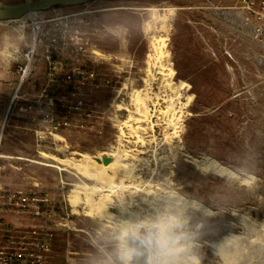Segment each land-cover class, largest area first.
<instances>
[{
    "label": "rangeland",
    "instance_id": "rangeland-1",
    "mask_svg": "<svg viewBox=\"0 0 264 264\" xmlns=\"http://www.w3.org/2000/svg\"><path fill=\"white\" fill-rule=\"evenodd\" d=\"M233 6H240L239 0H94L0 22V243L3 237L27 235L39 225V236L50 244L44 264H81L96 230L94 215L84 210L91 203L97 209L105 205L101 190L112 200L124 194L134 209L144 211L153 192L144 195L141 189L157 191L169 183L207 210L202 264H219L216 243L240 234L247 243L246 264H264V243L259 242L264 239V46L251 38L248 24L224 15ZM63 28L70 34L79 31L86 42L77 60L49 46V35ZM163 30L168 34L165 71L147 62L153 54L150 43ZM34 36L33 73L18 94H38L56 61L68 69L79 65L97 73L79 89L66 82L48 92L56 103L63 99L65 107L55 105L54 111L70 116L74 126L62 129L55 145L39 146V151L28 150L30 136L20 101L2 109V86L10 101L18 66ZM145 88L151 96L149 107L161 94L185 103L176 135L151 133L135 110L131 92ZM73 101L81 107L69 112ZM2 122L3 145L17 150L3 152L21 158L2 160ZM78 122L86 127H75ZM162 122L166 120L155 119V127L170 132ZM125 156L133 165L129 178L120 179L118 162ZM192 157L213 159L237 178L201 169ZM57 159L78 160L92 175ZM2 178L15 186L2 189ZM12 190L26 197H48L49 205L39 203V215L32 213L34 202L2 205V193Z\"/></svg>",
    "mask_w": 264,
    "mask_h": 264
},
{
    "label": "clouds",
    "instance_id": "clouds-1",
    "mask_svg": "<svg viewBox=\"0 0 264 264\" xmlns=\"http://www.w3.org/2000/svg\"><path fill=\"white\" fill-rule=\"evenodd\" d=\"M206 213L202 203L169 183L150 194L144 211L117 195L96 210V230L81 264H202ZM247 251L241 234L215 246L219 264H246Z\"/></svg>",
    "mask_w": 264,
    "mask_h": 264
},
{
    "label": "built area",
    "instance_id": "built-area-1",
    "mask_svg": "<svg viewBox=\"0 0 264 264\" xmlns=\"http://www.w3.org/2000/svg\"><path fill=\"white\" fill-rule=\"evenodd\" d=\"M239 2L240 6L246 11L245 23L251 29V38L257 44L264 46V0H239ZM49 36V46L56 53L67 54L72 59L77 60L78 56L85 51L86 42L83 40L82 33L77 30L72 31L70 34V32L67 33L66 28H63L58 35L50 34ZM35 41L36 37L34 36L31 47L24 54L23 63L18 66V83L8 109L18 105L20 101L21 108L24 111L34 110L38 117V124L34 129L36 144L40 147L44 145L50 147L51 144H56L60 131L71 127L73 124L70 116L56 115L54 106L65 107L64 101L60 99L59 103H56L48 92L52 91V87H57L66 82L73 83V87L79 89L86 81L94 79L97 73L93 69L86 70L79 65L68 69L61 61H56L49 67L47 81L38 94L33 95L31 98L18 94L19 87L32 72V51ZM67 107H69V112H74L80 109L81 106L79 101H73ZM75 127L85 128L86 125L78 122ZM29 202H34L32 213L39 215L41 211L38 204L49 205L50 200L48 197L22 196L15 190L2 193V205H26ZM47 215H50V213H47ZM38 226L33 225L27 235L15 233L3 237L2 243H0V264H44L50 250V244L48 239L39 236Z\"/></svg>",
    "mask_w": 264,
    "mask_h": 264
},
{
    "label": "bare ground",
    "instance_id": "bare-ground-1",
    "mask_svg": "<svg viewBox=\"0 0 264 264\" xmlns=\"http://www.w3.org/2000/svg\"><path fill=\"white\" fill-rule=\"evenodd\" d=\"M35 14V13H33ZM31 15V14H30ZM23 18V17H22ZM167 32L165 30L163 31H160L159 33L155 34L153 39H152V42L150 43L151 44V48H152V51H153V54H149L148 55V64H151L153 61H154V64H156L159 69L161 70H166L165 69V62L163 61V56L165 54V49L167 47ZM149 73V72H148ZM163 74V73H162ZM160 79V78H159ZM164 83L163 84H166V77L164 76ZM162 79V80H163ZM149 80V79H148ZM148 80L145 79V86L148 85ZM161 80V81H162ZM151 82V81H150ZM160 82V81H159ZM151 84V83H150ZM159 85V84H158ZM160 86V85H159ZM150 87V86H148ZM150 89V88H149ZM162 89V88H160ZM138 90V89H137ZM143 90V89H142ZM151 90V89H150ZM159 91V89L157 90ZM170 91V90H169ZM121 92V91H120ZM122 93V92H121ZM120 94V93H119ZM162 95V94H161ZM158 96L155 100H153V104L151 107H149L148 105V101L150 99V93L148 92V88H145L143 92H139V91H136L135 89L132 90L131 92V100H132V104L135 105V107L137 109V113L138 111L140 113H142V115L144 116V120L146 121L147 123V126L149 125V131L153 134H157L158 131L160 130L163 134V137H167L168 134L170 135H176L178 133V131L180 130V119H181V115L183 113V108H184V105L185 103L181 101V99L179 98H174L172 96H170L169 94L167 96ZM123 98V97H122ZM121 99V98H120ZM119 99V100H120ZM118 106V104H117ZM134 107V106H133ZM131 112V111H130ZM134 112V111H133ZM132 112V113H133ZM131 113V114H132ZM133 116V115H132ZM136 117V116H135ZM140 116H138L139 118ZM142 117V116H141ZM131 118V117H130ZM134 118V117H133ZM129 119V118H128ZM135 119V118H134ZM158 120L159 122L163 121V120H166V122H162V125L163 124H167L170 126V132H167V131H163V127L161 126V128L159 127H155V124L154 123V120ZM137 120V119H136ZM143 120V119H142ZM141 120V121H142ZM139 121V120H138ZM140 121V122H141ZM144 121V122H145ZM130 122H131V119H130ZM129 122V123H130ZM139 122V123H140ZM121 124V123H120ZM127 124V123H126ZM137 124V122H136ZM122 125H123V122H122ZM121 125V126H122ZM128 125V124H127ZM126 125V126H127ZM129 126V125H128ZM128 126L126 128H128ZM131 126V124H130ZM121 128V127H120ZM129 128H133V127H129ZM146 128V127H145ZM159 128V129H158ZM158 129V130H157ZM145 130V129H144ZM131 131V130H130ZM129 131V132H130ZM134 131V130H133ZM147 131V130H146ZM124 133V132H123ZM145 133V132H144ZM143 134V133H142ZM159 134V133H158ZM141 135V134H140ZM151 135V134H150ZM123 136V135H121ZM145 136V135H144ZM157 136V135H156ZM153 137V136H152ZM163 138V139H164ZM141 141L143 140L142 138H139ZM151 139V138H150ZM162 139V140H163ZM154 140V139H153ZM156 140V138H155ZM128 141V140H127ZM149 141V140H148ZM159 141V140H158ZM150 142V141H149ZM161 142V141H160ZM144 142H142L143 144ZM159 144V143H158ZM157 146V144H156ZM157 148V147H156ZM154 151V150H153ZM126 154V153H125ZM127 155V154H126ZM153 155V154H152ZM137 156V155H136ZM131 157V156H130ZM154 159H155V163L157 162V157L154 156ZM57 161H59L60 164H63V165H71L75 168H77L78 170L82 171L85 175H92L90 173V171H88L86 169V167H84L83 165L80 164V162L78 160H75V159H72V160H63V159H57ZM191 161L192 163L201 168V169H207V170H211L212 172H215L219 175H222V176H226V177H233V178H237V176L229 169H227L226 167H223L221 166L219 163H217L215 160L213 159H207L206 161H203V160H198L196 158H191ZM131 161H129V156H125V158H121L119 160L118 163H120V170H119V176H120V179H122L123 176L125 177H128L129 173H130V165L132 166L133 164H130ZM134 163V162H133ZM149 163V162H148ZM153 163V162H152ZM136 167V166H134ZM153 171V170H152ZM151 171V172H152ZM132 172V171H131ZM136 176V175H135ZM139 176V175H138ZM129 178V177H128ZM137 178V177H136ZM148 178V177H147ZM133 180V179H132ZM130 181L131 183H135L134 181ZM240 181V180H239ZM148 182V181H147ZM133 185V184H132ZM135 187L136 186H141V185H138V182L135 183L134 185ZM133 186V187H134ZM143 187V186H142ZM150 187V186H149ZM151 188V187H150ZM139 190V189H138ZM94 191V190H93ZM141 191H143L144 195H148L149 192H154V188L153 190L152 189H144L142 188ZM91 193V192H90ZM101 199H102V203H104L105 205L108 204L109 202L113 201L112 200V195L111 194H108L107 192H105L104 190H101ZM146 197V196H145ZM147 199V198H145ZM148 200V199H147ZM149 201V200H148ZM79 202V198L76 200L75 202V206L78 204ZM103 205H100V207H102ZM99 207V208H100ZM98 208V209H99ZM75 209H77L75 207ZM96 210L97 208H95L93 206V204L91 203L88 208H86L84 210L85 213L89 214V215H94L95 216V213H96Z\"/></svg>",
    "mask_w": 264,
    "mask_h": 264
},
{
    "label": "crops",
    "instance_id": "crops-1",
    "mask_svg": "<svg viewBox=\"0 0 264 264\" xmlns=\"http://www.w3.org/2000/svg\"><path fill=\"white\" fill-rule=\"evenodd\" d=\"M238 1V0H237ZM236 6H233L231 8H229L228 10H226L224 12V15L226 16H231V15H235L237 16V18H239L241 21H243L245 23L247 14L246 11L241 7L238 6L237 8H235ZM225 17V16H224ZM33 73V71L31 72V74ZM43 87V85H42ZM41 87V88H42ZM41 88L39 89V91L41 90ZM9 92L6 88V86H2V109H6L9 107ZM24 96L31 98L33 95L31 94H27V93H23ZM36 95V94H35ZM23 101V100H21ZM24 115L26 116L27 120H24L23 123L25 124V128L28 129L29 131V151H39V146L36 144V140H35V136H34V129L37 127L38 124V117L37 114L35 113L34 110H25L23 111ZM4 126H3V122H2V160L4 158H11V159H18L21 158L20 155L15 154V153H5L3 151H17L14 149V147L10 146V149L8 150L7 147L9 144L5 143V146L3 145V139H4ZM13 148V149H12ZM20 151V150H18ZM6 165L2 164V170L3 168H5ZM8 167L13 168L14 170L19 169V167H17L16 164L12 165H8ZM8 186H15V183L11 182V181H6V179L2 178V189L7 188ZM9 188V187H8ZM15 188V187H14ZM7 190V189H6Z\"/></svg>",
    "mask_w": 264,
    "mask_h": 264
},
{
    "label": "water",
    "instance_id": "water-1",
    "mask_svg": "<svg viewBox=\"0 0 264 264\" xmlns=\"http://www.w3.org/2000/svg\"><path fill=\"white\" fill-rule=\"evenodd\" d=\"M94 0H24L17 3L0 2V22L19 20L26 15L56 7L81 5Z\"/></svg>",
    "mask_w": 264,
    "mask_h": 264
}]
</instances>
